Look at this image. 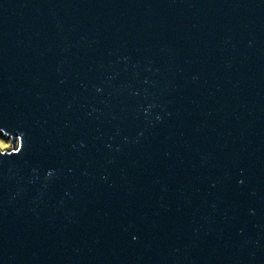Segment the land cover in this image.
Listing matches in <instances>:
<instances>
[{"label":"water","instance_id":"95a60500","mask_svg":"<svg viewBox=\"0 0 264 264\" xmlns=\"http://www.w3.org/2000/svg\"><path fill=\"white\" fill-rule=\"evenodd\" d=\"M0 264H264V0H0Z\"/></svg>","mask_w":264,"mask_h":264},{"label":"rangeland","instance_id":"374dc122","mask_svg":"<svg viewBox=\"0 0 264 264\" xmlns=\"http://www.w3.org/2000/svg\"><path fill=\"white\" fill-rule=\"evenodd\" d=\"M9 149L11 150L12 145H11V141H8V139L4 136H0V149Z\"/></svg>","mask_w":264,"mask_h":264}]
</instances>
